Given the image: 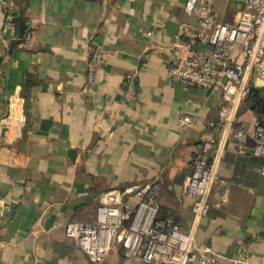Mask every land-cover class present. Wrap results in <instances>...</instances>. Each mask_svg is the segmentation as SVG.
<instances>
[{"label":"crops","instance_id":"crops-1","mask_svg":"<svg viewBox=\"0 0 264 264\" xmlns=\"http://www.w3.org/2000/svg\"><path fill=\"white\" fill-rule=\"evenodd\" d=\"M185 1L0 0V264H93L63 222L95 219L101 193L139 181H160V213L193 229L194 199L182 185L195 155L220 134L209 122L218 119L221 93L168 75L176 36L198 23ZM213 5L231 21L246 3ZM12 13L24 18L25 35ZM91 46L105 61L95 87L84 91ZM134 70L138 98L130 102L124 83ZM256 90L264 98V85ZM181 112L195 116L191 126L177 124ZM241 115L264 118L245 101ZM251 144V137L226 143L217 173L228 184L218 181L212 193L229 189L228 200L200 219L195 241L227 257L245 242L251 263L264 264L263 159L248 152ZM125 199L137 200L133 193ZM124 262L114 245L101 264Z\"/></svg>","mask_w":264,"mask_h":264},{"label":"built area","instance_id":"built-area-1","mask_svg":"<svg viewBox=\"0 0 264 264\" xmlns=\"http://www.w3.org/2000/svg\"><path fill=\"white\" fill-rule=\"evenodd\" d=\"M244 1L245 8L227 21L217 16L213 0H186L185 12L195 15L198 23L186 37L176 36L173 44L169 77L185 87L221 93L218 119L209 122L210 127L220 128V134H212L209 148L195 155L192 171L182 185L183 192L194 199L193 229L184 230L175 213H160V181H139L106 190L100 194L95 219L63 222L66 235L93 264H101L114 245L124 251L123 264H130L132 260L146 264H216L220 257L226 264H252L251 244L242 242L237 253L227 257L212 246L195 241L200 219L208 214L211 206L220 207L228 200L229 189L216 196L212 193L218 181L228 184L217 173V160L228 140L244 142L251 137L248 152L263 159L261 173L264 175V118L250 120L241 115L242 104L251 90L264 85V0ZM30 38L31 35L23 37V44L28 45ZM204 44L211 48H203ZM104 61V53L91 46L85 66L84 91L95 87L97 70ZM137 75L134 70L125 77L124 96L130 102L138 98ZM194 120L193 114L181 112L176 122L181 127H189ZM129 193L136 196L135 203L125 199Z\"/></svg>","mask_w":264,"mask_h":264},{"label":"trees","instance_id":"trees-1","mask_svg":"<svg viewBox=\"0 0 264 264\" xmlns=\"http://www.w3.org/2000/svg\"><path fill=\"white\" fill-rule=\"evenodd\" d=\"M13 21L18 25L20 35H25L26 28L23 27L24 18L18 13H12ZM246 105L256 112L259 116L264 115V98L256 89H252L248 97L245 99ZM264 117V116H263ZM262 118V117H261Z\"/></svg>","mask_w":264,"mask_h":264},{"label":"water","instance_id":"water-1","mask_svg":"<svg viewBox=\"0 0 264 264\" xmlns=\"http://www.w3.org/2000/svg\"><path fill=\"white\" fill-rule=\"evenodd\" d=\"M65 144L64 143H62V147H61V149H60V152L61 153H65L66 151H65V146H64ZM73 151H75V150H73ZM73 151H70V153H72Z\"/></svg>","mask_w":264,"mask_h":264}]
</instances>
